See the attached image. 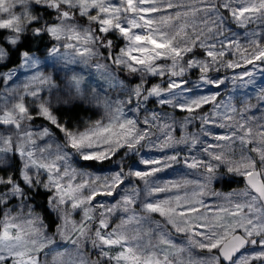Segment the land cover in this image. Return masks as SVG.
Wrapping results in <instances>:
<instances>
[{
	"label": "clouds",
	"instance_id": "1",
	"mask_svg": "<svg viewBox=\"0 0 264 264\" xmlns=\"http://www.w3.org/2000/svg\"><path fill=\"white\" fill-rule=\"evenodd\" d=\"M169 2L197 10L194 17L189 13L191 51L166 53L146 64H134L128 56L131 48L143 45L132 44L115 27L133 19L125 0L0 3V243L5 254L12 245L31 249L34 264H106L97 226L103 220L115 229L127 215L144 214L142 205L152 197L132 172L145 159L172 166L152 179L153 185L185 177L188 192L203 186L206 202L227 193L254 195L236 169L247 165L264 178V71L259 70L264 66L250 69L255 72L251 83L233 79L241 73L229 69L228 62L240 63L242 55L223 45L238 41L254 52L247 33L264 37V13L243 21L228 14L226 5L235 9L249 0H157V6ZM105 19L112 25L100 23ZM197 38L198 43L190 42ZM185 43L178 38L175 47ZM207 51L217 55L209 58ZM213 81L223 82L218 92L210 87ZM178 82L184 86L169 87ZM201 96L218 99L204 111L177 112L178 105ZM226 101L230 114L217 111ZM42 106L55 123L43 117ZM129 121L135 129L127 141L132 148L109 142V135L100 132ZM248 129L251 134L245 135ZM137 137H143L138 144ZM90 152L107 153V158L84 160ZM171 155L178 159L168 160ZM117 178L128 183L111 189L115 197L87 200L93 191H108ZM127 197L139 206L128 204L124 211ZM81 199L85 202L77 206ZM154 219L168 231L162 219ZM169 235L183 243L175 232Z\"/></svg>",
	"mask_w": 264,
	"mask_h": 264
},
{
	"label": "snow or ice",
	"instance_id": "2",
	"mask_svg": "<svg viewBox=\"0 0 264 264\" xmlns=\"http://www.w3.org/2000/svg\"><path fill=\"white\" fill-rule=\"evenodd\" d=\"M3 0H0L2 3ZM126 10L133 18L127 26L116 24L115 27L131 43L143 45L131 48L128 52L129 59L134 64H146L156 58H163L166 53L180 56L184 51H191L188 47L190 40L189 28L194 25L190 19L195 16L196 9L193 5L169 2L167 6H157V0H125ZM139 4V7L136 5ZM228 14L236 20L243 21L245 18L253 19L264 13V0H249L248 6H238L228 9ZM183 11H179V10ZM203 10V9H200ZM106 12L110 10L105 9ZM255 14V16L253 15ZM183 16V22L178 23ZM101 24L111 26L112 20L105 19ZM141 24L144 26L141 29ZM4 27L0 23V29ZM173 29L170 34L166 29ZM106 30L101 28V31ZM258 33H247L249 43L254 46L255 51L241 48L238 41H230L223 47H233L237 54L242 55L240 63L228 62V68L241 75L233 77L235 80L252 82L255 75L253 66H264V37L257 39ZM186 41L183 48L175 47L177 39ZM198 43L199 39L190 41ZM201 47H205L201 44ZM214 48V45H208ZM204 55L212 58L217 54L207 51ZM225 55V53H220ZM231 55V54H229ZM205 69H201L204 71ZM264 71V68H259ZM182 83H173L169 87L175 89L183 87ZM215 91L223 87V82L210 84ZM218 97L201 96L198 100L177 106V112H200L204 111ZM264 99V97H261ZM19 111H25L22 105H18ZM223 108L224 112L231 113L233 109L226 101L218 106L217 111ZM41 113L46 119L52 120L50 113L43 106ZM52 123H55L52 120ZM119 123L116 128H105L100 130L101 134L109 135V142L121 143V147L132 148L133 144L127 143L131 140L135 129L129 124ZM3 125L0 124V128ZM144 127H147L145 123ZM244 127V125H241ZM179 133V129H177ZM248 129L245 135H250ZM143 137H137L135 143H140ZM218 140H226L228 137L220 136ZM241 140L248 142L242 136ZM107 153L90 152L83 157L84 160H105ZM168 160H176V155H171ZM189 167H194L189 165ZM247 165H241L236 169L253 192L251 199L247 194L234 196L232 193L224 194L223 199L215 202H206L203 199V186L199 190L188 192L187 185L190 181L185 177H177L163 182L157 180L152 184V179L158 178L162 173L172 171V166L167 165L159 158L145 159L138 167H135L132 175L137 182H144L146 190L150 192L151 199L146 200L143 205V215L132 213L122 219L121 224L113 229L110 223L101 220L98 224V247L102 248L101 255L106 258V264H264V178L259 173L247 170ZM241 168L245 170L241 173ZM211 171V169H209ZM233 171V169H229ZM255 176V179L253 177ZM128 183L127 180L116 179L114 183L107 185L108 191H93L88 201L95 202L102 197L107 199L115 197L116 192L112 188L120 189ZM220 194L217 193V197ZM84 199L76 201V205L84 203ZM123 210L127 211L128 204H134L131 197L122 201ZM139 206V205H135ZM111 209L105 212L109 216ZM162 219L168 231L163 230L157 219ZM17 228L18 226L9 225ZM169 232H175L183 243L170 238ZM9 241L13 240L10 232H4ZM18 246L9 245L8 252H4V244L0 243V261L3 264H34L31 249L17 250ZM114 250V254H113Z\"/></svg>",
	"mask_w": 264,
	"mask_h": 264
}]
</instances>
